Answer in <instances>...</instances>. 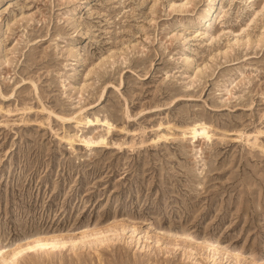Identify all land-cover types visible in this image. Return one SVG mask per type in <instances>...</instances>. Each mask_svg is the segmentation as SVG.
Returning a JSON list of instances; mask_svg holds the SVG:
<instances>
[{"label": "rangeland", "instance_id": "obj_1", "mask_svg": "<svg viewBox=\"0 0 264 264\" xmlns=\"http://www.w3.org/2000/svg\"><path fill=\"white\" fill-rule=\"evenodd\" d=\"M208 3L0 0V252L76 240L11 264H264V0Z\"/></svg>", "mask_w": 264, "mask_h": 264}, {"label": "bare ground", "instance_id": "obj_2", "mask_svg": "<svg viewBox=\"0 0 264 264\" xmlns=\"http://www.w3.org/2000/svg\"><path fill=\"white\" fill-rule=\"evenodd\" d=\"M82 3V2H81ZM215 0H209L207 9L205 10L204 14L201 16V19L206 21V26H205V31L210 32V23L209 20L212 18V16L214 15L215 12ZM82 5V4H81ZM220 12V11H219ZM206 15V16H205ZM220 15V13H219ZM224 14H222L221 16H223ZM221 18V17H220ZM106 119V118H105ZM102 120L99 119L97 117H95L94 119L85 118V123H89V122H93V120H95L98 124H105V126L107 127L109 125L108 120ZM187 133L189 134V138L190 139H194L197 138V136L199 135L202 139H206L209 137V131L207 130L206 124L204 122H192L190 123L187 127ZM210 130V129H209ZM83 142L85 143H90L93 141H96L97 139L93 138L90 135L84 136L81 139ZM76 240L68 237V238H57V237H52V238H36L33 239L32 241L29 242H25V243H14L12 244L10 247H8L7 249L3 250L2 252H0V264H11L14 261L17 260V258L19 256H21L22 254L30 251V250H36V249H40V248H44V247H60L61 245H66L69 244L70 246L75 243Z\"/></svg>", "mask_w": 264, "mask_h": 264}]
</instances>
